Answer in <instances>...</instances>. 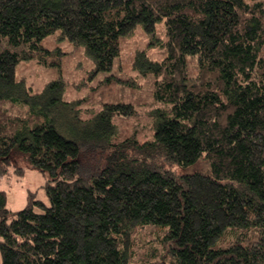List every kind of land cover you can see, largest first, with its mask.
<instances>
[{
	"label": "trees",
	"instance_id": "obj_1",
	"mask_svg": "<svg viewBox=\"0 0 264 264\" xmlns=\"http://www.w3.org/2000/svg\"><path fill=\"white\" fill-rule=\"evenodd\" d=\"M159 21L167 55L138 51L128 84L145 103L116 76L99 86L124 98L94 112L16 76L58 64L42 43L58 30L111 71ZM19 157L49 204L12 211L0 190V264H264V0H0V170Z\"/></svg>",
	"mask_w": 264,
	"mask_h": 264
},
{
	"label": "rangeland",
	"instance_id": "obj_2",
	"mask_svg": "<svg viewBox=\"0 0 264 264\" xmlns=\"http://www.w3.org/2000/svg\"><path fill=\"white\" fill-rule=\"evenodd\" d=\"M166 38L163 21L157 22L154 34H147L141 26H138L130 35L122 39L120 55L116 58L113 69L111 71H96V62L86 52L85 46L63 38L58 30L46 36L42 41L43 45L52 50L56 58L54 60L58 64L46 65L40 63L36 58L22 60L17 64L16 76L18 79L24 80L34 92L42 91L47 84L59 81L63 85L64 100L69 102L83 100V106L94 112V110L100 109L101 104L105 101L116 97L119 99V96L124 98L116 91L117 86L109 85L103 89L99 86L100 82L105 80L108 84L110 82L106 78L116 76L122 80L120 81L122 86L129 87V83H140L142 78L139 69L134 66L136 54L138 51L144 50L151 59L162 60L167 55L164 44ZM50 59L52 58L50 57ZM96 86L98 87L95 88ZM123 90L126 98L132 100L134 98L139 104L145 103L142 86L137 91L132 90V87L130 90L122 89V92ZM139 108L142 109L141 106ZM118 118L116 117V122L121 128L128 129V133H132L134 129L137 131V129L144 128L140 123L137 125L135 122L133 123L135 119H127L125 124L120 121L121 118ZM197 167L203 171L208 170L207 163H200ZM2 169L0 170V190L6 192L8 207L12 211L26 207L34 198L49 204L45 189L48 183L46 172L31 167L22 157H19L17 161L14 160L11 164L2 165ZM149 239L141 237L142 242L136 247L141 255L146 252L148 245L150 246V243L147 242Z\"/></svg>",
	"mask_w": 264,
	"mask_h": 264
}]
</instances>
